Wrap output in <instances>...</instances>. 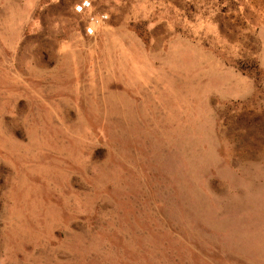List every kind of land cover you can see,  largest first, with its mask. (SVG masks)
Wrapping results in <instances>:
<instances>
[{"label":"rangeland","instance_id":"374dc122","mask_svg":"<svg viewBox=\"0 0 264 264\" xmlns=\"http://www.w3.org/2000/svg\"><path fill=\"white\" fill-rule=\"evenodd\" d=\"M0 264H264V0H0Z\"/></svg>","mask_w":264,"mask_h":264},{"label":"built area","instance_id":"2783aa9c","mask_svg":"<svg viewBox=\"0 0 264 264\" xmlns=\"http://www.w3.org/2000/svg\"><path fill=\"white\" fill-rule=\"evenodd\" d=\"M77 9H80V7H79V8H77ZM87 31H88V33H91V32H92V29H91V28H89Z\"/></svg>","mask_w":264,"mask_h":264}]
</instances>
